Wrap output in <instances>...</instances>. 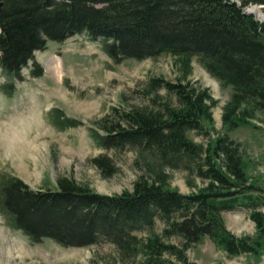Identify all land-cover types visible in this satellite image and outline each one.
<instances>
[{
  "label": "trees",
  "instance_id": "1",
  "mask_svg": "<svg viewBox=\"0 0 264 264\" xmlns=\"http://www.w3.org/2000/svg\"><path fill=\"white\" fill-rule=\"evenodd\" d=\"M253 5L264 0H0V92L7 97L24 81L23 69L31 78L43 75L36 52L80 35L98 42L115 65L171 55L181 70L176 82L148 79L140 103L111 108L90 130L99 148L134 151L143 173L131 192L102 195L66 177L56 179L55 190H36L0 174V215L7 225L34 244L109 243L120 260L139 258L140 264H194L185 252L204 237L229 256L255 254L259 244L235 237L221 217L245 208L258 239L264 238V189L249 183L240 144L227 134L249 121L264 126V22L244 13ZM195 57L231 89L221 112L226 130L213 139L203 121L213 124L217 102L207 88L186 81ZM188 131L207 137L206 145L189 140ZM89 162L104 178L116 173L107 154ZM174 170L184 171L196 192L166 189ZM156 221L160 234L153 232ZM171 237L181 246L164 241Z\"/></svg>",
  "mask_w": 264,
  "mask_h": 264
},
{
  "label": "rangeland",
  "instance_id": "2",
  "mask_svg": "<svg viewBox=\"0 0 264 264\" xmlns=\"http://www.w3.org/2000/svg\"><path fill=\"white\" fill-rule=\"evenodd\" d=\"M251 9H258V14ZM246 10L264 22V6L253 5ZM34 57L43 68V75L31 78L25 68L22 70L24 81L15 84L11 97L0 92V174L16 176L36 190H55L56 179L66 177L102 195L131 192L133 182L143 173L135 164L134 151L128 148L119 153L99 148L90 130L96 128V121L111 108L122 109L140 103L139 97L148 79L179 81L181 70L177 59L161 55L115 65L100 44L85 35L64 43L50 42L45 51L36 52ZM55 65L57 69L52 71ZM186 81L207 88L217 102L212 109L213 124L203 121L211 138L216 132L224 133L221 112L231 89L211 77L196 57L191 60V74ZM3 82L0 73V85ZM159 94L166 96L163 90ZM67 120L80 123L68 126ZM227 134L240 144L249 183L264 189V126L258 121H249ZM186 135L196 144L205 146L208 141L193 131ZM102 154L114 162L116 173L111 178L102 177L89 162ZM169 174L171 179L166 189L182 194L196 192L197 188L186 184L184 171L174 170ZM196 184L201 187L203 183L196 179ZM221 217L235 237H248L259 244L256 253L229 256L204 237L186 250L187 260L194 264H264V238L258 239L249 211L241 208L224 212ZM162 228V223L156 221L153 232L160 234ZM146 235V232L138 234ZM164 241L181 246L177 237ZM0 264H140V261L139 258L120 260L109 243L86 248H64L50 240L34 244L21 232L11 229L0 215Z\"/></svg>",
  "mask_w": 264,
  "mask_h": 264
},
{
  "label": "bare ground",
  "instance_id": "3",
  "mask_svg": "<svg viewBox=\"0 0 264 264\" xmlns=\"http://www.w3.org/2000/svg\"><path fill=\"white\" fill-rule=\"evenodd\" d=\"M246 11H247V10H246ZM249 11L258 14V9H251V10H249ZM54 63H55V62H54ZM51 64H52V63H51ZM56 64L58 65V62H57ZM50 66H51V65H50ZM56 69H57V67H56V65H55V66L52 67L51 70L53 71V70H56ZM7 252H8V251H7Z\"/></svg>",
  "mask_w": 264,
  "mask_h": 264
},
{
  "label": "water",
  "instance_id": "4",
  "mask_svg": "<svg viewBox=\"0 0 264 264\" xmlns=\"http://www.w3.org/2000/svg\"><path fill=\"white\" fill-rule=\"evenodd\" d=\"M244 13L247 14V15H254V13H251V12H247L245 9H244ZM258 19V18H257ZM260 21H262L261 19H258Z\"/></svg>",
  "mask_w": 264,
  "mask_h": 264
}]
</instances>
